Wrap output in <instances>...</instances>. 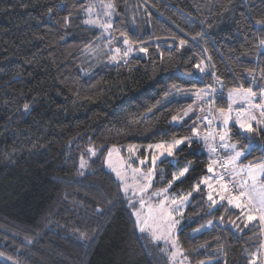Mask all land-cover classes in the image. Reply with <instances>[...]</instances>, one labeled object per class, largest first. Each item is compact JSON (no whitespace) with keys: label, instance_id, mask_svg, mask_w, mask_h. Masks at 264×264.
I'll use <instances>...</instances> for the list:
<instances>
[{"label":"trees","instance_id":"16d2710c","mask_svg":"<svg viewBox=\"0 0 264 264\" xmlns=\"http://www.w3.org/2000/svg\"><path fill=\"white\" fill-rule=\"evenodd\" d=\"M105 15L118 46L127 38L147 51L115 65L89 61ZM262 41L264 0H0V264H168L163 246L138 232L104 158L112 146L145 155L148 145L189 138L156 165L152 189L188 165L168 191H191L209 160L191 139L196 117H173L192 105L186 93L209 88L203 105L206 114L213 105L215 129L202 123L219 135L228 92L264 89ZM228 129V142L249 145L242 162L264 161V130ZM199 189L176 234L188 263L264 264L258 221L226 203L212 209Z\"/></svg>","mask_w":264,"mask_h":264},{"label":"rangeland","instance_id":"374dc122","mask_svg":"<svg viewBox=\"0 0 264 264\" xmlns=\"http://www.w3.org/2000/svg\"><path fill=\"white\" fill-rule=\"evenodd\" d=\"M109 16L110 15H105V17L100 18L98 21L99 24H97V26L103 32V45L98 47L97 50L95 52H93V54L91 55V57L88 60L89 61L95 60V64H99L100 66H102V65H115V64H119V63L123 62L125 59L129 58L130 56H132L136 53L144 54V52L141 51L140 49L135 51L130 46H128V44H125L124 42H122L119 46L117 45V43H115V41L113 40V38L111 37V34H110V29L108 26L109 23L104 19V18H108ZM129 48H131V51H128ZM117 49H119V52L116 51ZM125 52H128L127 56L124 55ZM113 57H115V59H113ZM87 70L90 72L88 67H85V69H82V72L86 73ZM230 93L232 94L231 98H230ZM208 94H209V88H204V89H201L198 91L186 93L185 96L190 97V99L192 100V105L187 110H185V112L181 116L177 117L174 121H172V123L173 124H181L184 120H186L190 117H193V116L196 117V123L197 124H196L195 128L193 129L191 139L199 142L202 145L203 151L206 153V155L208 157L209 164H212L213 161L216 162V155L211 150V149H213V147L215 145V137H214V135L209 136V133L210 132L212 133V131L210 129H206L204 124L202 123L204 116H206V110H205L203 103H204L205 99L208 98ZM252 99H253V103H259V102H261V100H264V97H261L260 92H259ZM227 101H228V108L224 111V114H222L220 111H218V112H216L215 118H216V123L220 129L219 134L223 133L225 131V129H227V132H228V136L224 141H225V144L227 141V145H229V146L224 147L222 149V157H223L224 163L228 160V158L230 156H234L236 152L242 153V155L239 157V159L235 161L234 165L228 164L227 168H226L227 179L232 186L235 185L234 191H235V194H237L239 191L242 190L239 188L240 180L242 178L247 179V177L241 176V175H236V173L240 172L241 169H244L249 165H251V166H253V168H255L258 165L264 164V161H261L259 163H255V164H249L247 162H242L243 158L246 156V154L250 150L249 145H247L244 148H239L236 143L228 142V138H229L228 127L231 124H235L236 127L238 128V130L242 134L248 136V135H250L251 132L244 131L243 129L240 128L239 124L236 122L237 121V116H236L237 113L243 112L244 115L241 116V119L244 120L246 123L250 122L253 129L257 128V129L264 130V116H261L260 109L249 108L247 102L240 100V99H237V94L234 93L233 91L228 92ZM210 106H211V104H210ZM229 106H231V112L230 113L228 111ZM213 112H214V109H213ZM249 113H251V115H253L255 117V119L248 121L246 119V117ZM225 116L230 117L227 125H225L223 122ZM194 132L196 134H194ZM187 142H188V139L185 140V143H187ZM171 143L172 142L161 143V144L168 145ZM183 144L176 147L173 150V154ZM249 144H251V141H249ZM154 145H156V144H153V146ZM232 145H234L235 147H232ZM132 146H135V148H134L133 152H131V153L128 151L129 146H125V147L112 146L109 148V149H112L113 147H115V148H118L120 150L119 157L117 156L116 153H113L112 158H111V163L114 167H117L118 169H120L122 171V173H126L125 182L130 186L127 194L123 190L122 181L117 178L116 173L114 171H112V169L108 166V151H107V154H106L104 161H103L104 168L107 171H109L113 175V177L117 180V182L119 183L120 188H121V192L124 195L125 199L127 200L128 208L131 211V215L133 216L135 226H136V217H135V215H133L134 212H136L137 210H140V211H142L143 215L146 216L148 214V207H147L148 204H151V206L155 209L158 206L159 201L162 199H165V197H167V202L165 204V207L172 211V219L177 221L174 229L169 231L167 229V227L157 228L156 229L157 234L161 235L162 238L156 240V239H153V236L151 235V232H152L151 228H149L145 232H141L137 226H136V228L141 235H143V234L147 235L149 237V239L151 240L152 244H155V245L160 244L163 246L162 252H163V255L166 257L168 264H189L188 261L183 257V254H182L181 249H180L178 242H177L176 234H177L178 230L181 228V216L183 215L184 211L188 207L192 194H194L196 191L194 190V187H193V189L191 191H187V192L181 193V194H172L168 191L169 188H167V192H165L162 196L161 195H153L152 193H154V192L159 193L161 191V190L154 191L152 189V183H153V180L155 178V167L163 159H168V158L172 159L173 155L169 156L166 151H164L163 154H161L162 150H158L154 147L149 148L148 147L149 145L146 146L144 149H142L145 152V155H142L140 153L141 148H142L141 146H139V145H132ZM122 152H124L125 154H123ZM153 156L157 157L154 167L152 164V157ZM95 158H96V153H95V155H93L92 152H89V156L87 157V159L90 161V160H94ZM121 158L123 159V162L125 165L130 164L132 167L131 168H127V167L121 168ZM87 159L80 158V160H79V169H80L81 175L86 174L89 170ZM140 160H145V163L140 164ZM82 161L84 164L83 167H81ZM212 166H213V171L209 172L208 168H207V174L198 183H196L194 186L199 184V188L200 187L206 188L207 200H208V193L210 190H209L207 185L200 183L205 177H207L209 180V183L213 184L212 194H213V199L216 200L215 204H212V202L208 200L210 207L212 209L216 208L221 203H226L230 207L237 210L240 213V216L243 217L245 219V221H247L248 223H251L253 221H258L259 226L261 228V234H262L261 257L264 259V224H262L260 222L259 216L255 211L252 212V215L256 216L257 218L252 220V221H248L246 218V213L248 212L249 209L247 207L236 208L234 205L229 204L227 202V200H221L220 199L219 195H217V192L220 189V184L215 183V181L219 180V178H220V169L218 167L217 162L212 164ZM184 167L189 168L188 165L181 166V167L176 166L174 168V170L172 171V176H173V173H178ZM132 168H139L140 169V173L136 174L135 179L133 178ZM149 169L153 170V178L151 180V187L144 193L137 192L136 195H133L134 189L139 188L143 184L147 183V181L144 180L143 175H141V173L146 175L148 173ZM183 177L174 181L173 183L181 180ZM221 183H223V182L221 181ZM249 184H251V181H249ZM261 184H264V176H258L257 177V185H256L257 191H259ZM189 193H191V195H188ZM224 195H228V193H224ZM141 197H143V199L145 201L146 206L144 209H140L139 200L141 199ZM181 197H187V199L181 201ZM172 199L177 200V203L172 204L171 203ZM241 199L246 201L247 197H243ZM130 200H131V203H130ZM176 209H178V211H176ZM207 228H209V225L201 226L199 228H196L193 231V233L202 232V231L206 230ZM173 240L176 242L175 246L172 243ZM199 264H207V263L203 262V263H199Z\"/></svg>","mask_w":264,"mask_h":264},{"label":"snow or ice","instance_id":"6c2138e0","mask_svg":"<svg viewBox=\"0 0 264 264\" xmlns=\"http://www.w3.org/2000/svg\"><path fill=\"white\" fill-rule=\"evenodd\" d=\"M109 7H111V5H109ZM89 11H91V9H89ZM89 21H86V23ZM110 27V25H108ZM125 44H129V41L127 38H125L124 41ZM185 41L181 40L180 44L184 45ZM262 43H264V41H262ZM143 52H146L147 49H140ZM117 52H119V49L116 50ZM128 51H131V48H129ZM125 56L128 55V52L124 53ZM113 59H115V57H113ZM201 71H203V69H201ZM234 93L237 94V99L243 100L245 102H247L248 107L249 108H258L260 109V114L261 116H264V100H261V102L259 103H253V99L257 93L254 92L251 88H238V89H233L232 90ZM260 95L261 97H264V89H261L260 91ZM232 94L230 93V98H231ZM235 102V101H234ZM25 108L27 109V105H25ZM219 111L224 114V109L221 108L219 109ZM229 113L231 112V106H229L228 109ZM244 113H238L237 115V123L239 124L240 128L243 129L246 132H252L254 131L252 125L250 122H245L244 120L241 119V116H243ZM230 117L225 116L224 118V124L227 125L228 124V120ZM173 119L175 120L176 117H173ZM246 119L248 121H251L253 119H255V117L253 115H251V113H249L246 117ZM209 123H211V121H209ZM194 134H196L194 132ZM213 134L210 132L209 136H212ZM228 136V132L227 129H225V131L221 134H219L220 140L224 141ZM214 138V137H213ZM189 139V138H183V139H175L171 144L168 145H163V144H156V145H149V148H156L158 150H162V153L164 151L167 152V154L169 156L173 155V150L178 147L179 145L185 143V140ZM190 142V141H189ZM224 147H228L229 145L225 144L223 145ZM232 147H235L234 145H232ZM135 146L130 145L128 147V151L131 153L133 152ZM212 151H214L215 149H211ZM90 152H92L93 155H95V152L92 149H89ZM113 153H116L117 156L119 157L120 154V150L118 148L113 147L112 149L108 150V166L112 169V171H114L116 173V176L118 179H120L123 183V190L124 192L127 194V192L129 191V185L125 182V177H126V173H122V171L120 169H118L117 167H114L111 163V158ZM242 155L241 152H236L234 156H230L228 158V160L225 162L224 165H222L223 167L227 168L228 164H235V161L239 159V157ZM157 157L153 156L152 157V164L153 167L155 166V162H156ZM145 160H140V164H144ZM216 163L215 161L212 162V164ZM212 164H209L208 166V171L212 172L213 171V166ZM83 161L81 162V167H83ZM131 168L132 166L129 165H125L123 162V159L121 158V168ZM189 171L188 167H184L183 169H181L178 173H173L172 176V181L169 182L168 184V188L172 187V183L178 179H180L181 177H183L187 172ZM132 173H133V178L135 179L136 174L140 173V169L139 168H132ZM143 178L145 181H147V183L143 184L142 186H140L139 188H136L133 190V195H136L137 192L139 193H144L146 192L150 187H151V180L153 178V170L149 169L148 173L146 175L142 174ZM236 175H241V176H246L247 179H241L240 183H239V188L242 189L241 191H239L237 194L233 195L231 193V191L229 190L227 184H223L221 183V181H223L224 177L223 175L220 176L219 180L215 181V183L220 184V189L217 192V195H219L221 200H227V202L229 204L234 205L236 208H243V207H247L249 210L246 213V218L248 221H252L254 219H256V216L252 215V212L255 211L258 216H259V220L262 224H264V184L260 185L259 191H257L256 185H257V177L258 176H264V164L258 165L255 168H253V166L249 165L244 169H241L240 172L236 173ZM249 181H251V184H249ZM200 183H203L205 185L208 186L209 188V193H208V200L212 202V204L216 203V200L213 199V184L209 183V180L207 177H205ZM235 187V185L233 186ZM194 190L195 191H199V184L194 186ZM165 192H167V188L162 189L159 193H152L153 195H163ZM224 193H228V195H224ZM188 195H191V193H189ZM243 197H247V200L244 201L241 198ZM187 199V197H181V201ZM167 202V197H165V199H162L159 201L158 206L154 209L151 204H148V214L145 216L143 215L142 211L137 210L136 212L133 213V215H135L136 217V226L139 228V230L141 232H145L146 230H148L149 228L152 229L151 235L153 236V239H161V235L157 234L156 229L157 228H162V227H167V229L169 231H171L172 229H174L175 224L177 223V221H175L174 219H172V211L169 210L168 208L165 207V204ZM131 203V200H130ZM172 204H176L177 200L172 199L171 200ZM139 204H140V209H144L145 208V201L143 199V197H141V199L139 200ZM176 211H178V209H176ZM243 214V213H242ZM173 245L175 246V241H172ZM252 264H255V261L252 262Z\"/></svg>","mask_w":264,"mask_h":264},{"label":"built area","instance_id":"2783aa9c","mask_svg":"<svg viewBox=\"0 0 264 264\" xmlns=\"http://www.w3.org/2000/svg\"><path fill=\"white\" fill-rule=\"evenodd\" d=\"M209 121H211V123H209ZM203 123L205 125H212V127L215 129V121H214V113H213V105L211 104L210 109L208 110V113L206 114V116H204L203 118ZM215 133V146H214V153L216 155V162L218 163V167L220 169V176L223 175L224 179H223V183L227 184L229 190L231 191V193L234 195L235 191L233 190L231 184L229 183L228 179H227V175H226V168L223 167L222 165H224V161L221 157L220 151L221 149L224 147L223 145H225V141H221L219 135L216 133V131L214 130Z\"/></svg>","mask_w":264,"mask_h":264}]
</instances>
